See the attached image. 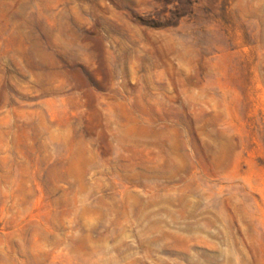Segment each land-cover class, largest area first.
<instances>
[{
  "label": "rangeland",
  "instance_id": "374dc122",
  "mask_svg": "<svg viewBox=\"0 0 264 264\" xmlns=\"http://www.w3.org/2000/svg\"><path fill=\"white\" fill-rule=\"evenodd\" d=\"M0 264H264V0H0Z\"/></svg>",
  "mask_w": 264,
  "mask_h": 264
}]
</instances>
